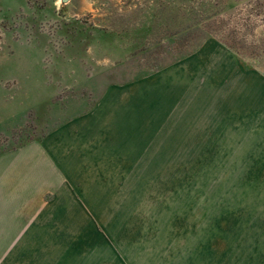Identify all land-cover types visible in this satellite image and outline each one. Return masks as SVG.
<instances>
[{
	"label": "rangeland",
	"instance_id": "1",
	"mask_svg": "<svg viewBox=\"0 0 264 264\" xmlns=\"http://www.w3.org/2000/svg\"><path fill=\"white\" fill-rule=\"evenodd\" d=\"M103 99L135 165L89 167L88 239L264 264V0H0V154Z\"/></svg>",
	"mask_w": 264,
	"mask_h": 264
},
{
	"label": "crops",
	"instance_id": "2",
	"mask_svg": "<svg viewBox=\"0 0 264 264\" xmlns=\"http://www.w3.org/2000/svg\"><path fill=\"white\" fill-rule=\"evenodd\" d=\"M104 100L40 140L0 154V264L120 261L103 239L87 236L97 230L87 214L98 212L89 210L83 194L89 167L135 165L130 144H116L133 140L134 129L125 125L119 132L107 110L111 99Z\"/></svg>",
	"mask_w": 264,
	"mask_h": 264
},
{
	"label": "water",
	"instance_id": "3",
	"mask_svg": "<svg viewBox=\"0 0 264 264\" xmlns=\"http://www.w3.org/2000/svg\"><path fill=\"white\" fill-rule=\"evenodd\" d=\"M70 0H61V2L63 3V4H66V3H68Z\"/></svg>",
	"mask_w": 264,
	"mask_h": 264
}]
</instances>
